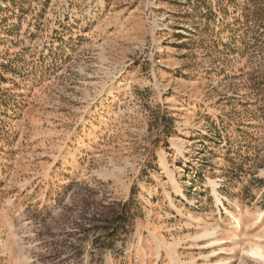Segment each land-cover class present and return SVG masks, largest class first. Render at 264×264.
<instances>
[{
  "label": "rangeland",
  "instance_id": "1",
  "mask_svg": "<svg viewBox=\"0 0 264 264\" xmlns=\"http://www.w3.org/2000/svg\"><path fill=\"white\" fill-rule=\"evenodd\" d=\"M256 246L264 0H0V264Z\"/></svg>",
  "mask_w": 264,
  "mask_h": 264
},
{
  "label": "bare ground",
  "instance_id": "2",
  "mask_svg": "<svg viewBox=\"0 0 264 264\" xmlns=\"http://www.w3.org/2000/svg\"><path fill=\"white\" fill-rule=\"evenodd\" d=\"M210 186H211V189L213 190L214 195H217V191H216L217 183L215 181H213V182L210 183ZM174 187L183 196V194H182V192H181L180 187L178 186V184L175 183L174 184ZM235 224H237V222ZM214 234H215L214 231H212L211 233H209V235H214ZM206 236H208V233L207 232L202 235V237H206ZM250 254H252V255H254V256H256V257L264 260V253H263L262 249L260 248V246H256L255 249H251L250 250ZM174 264H180V263L177 262V263H174ZM191 264H196V263H195V261H193ZM210 264H213V263L210 262Z\"/></svg>",
  "mask_w": 264,
  "mask_h": 264
}]
</instances>
